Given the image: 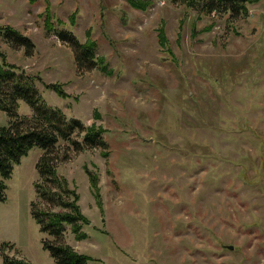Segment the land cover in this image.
<instances>
[{
	"label": "rangeland",
	"instance_id": "rangeland-1",
	"mask_svg": "<svg viewBox=\"0 0 264 264\" xmlns=\"http://www.w3.org/2000/svg\"><path fill=\"white\" fill-rule=\"evenodd\" d=\"M245 5L247 13L232 16L186 0L145 8L129 0H0V27L35 45L27 55L0 37L7 61L34 84L41 106L101 126L107 143L56 147L57 175L86 218L82 239L70 225L59 236L43 232L31 215L32 202L50 214L64 209L46 192H62L57 182L35 190L41 149L14 165L0 200V264L3 251L56 264L43 245L56 239L91 256L87 264H264V0ZM47 8L54 28L72 31L78 44L96 42L106 72L78 67L77 43L46 30ZM17 112L30 121L36 114L24 100ZM9 120L0 109V126Z\"/></svg>",
	"mask_w": 264,
	"mask_h": 264
},
{
	"label": "trees",
	"instance_id": "trees-1",
	"mask_svg": "<svg viewBox=\"0 0 264 264\" xmlns=\"http://www.w3.org/2000/svg\"><path fill=\"white\" fill-rule=\"evenodd\" d=\"M134 6L145 8L150 4L151 0H129ZM248 0H186V5L192 7L201 5L202 9L207 12L230 11L231 15H241L247 13L246 2ZM75 13L70 15L71 20L74 19ZM51 14L49 8L46 9L45 27L49 32H54L63 42H69L71 45L77 43L72 31L62 28L58 30L54 28V22L50 19ZM52 18V17H51ZM89 36V35H87ZM0 37L8 45L14 49L22 48L29 55L32 54L35 45L32 40L13 28L12 26H1ZM76 51V61L78 67L88 62L97 65L102 71H107V64L103 62V58L97 56L96 42L86 38L84 42L78 44ZM79 49V50H78ZM17 67L7 61L6 54L0 48V109L7 112L10 118L7 126H0V200L6 198L5 180L11 176L15 164L20 163L30 148L33 146L41 149V155L36 163L37 174L41 182L35 183V190L39 191L45 181L57 182L62 192L47 190L50 198L53 196L59 201L63 211L54 212L52 214L41 210H35V203H31V215L39 223L41 231L52 236H59L63 233L64 225H70L72 232L77 238L82 239L86 234L81 231L82 224L86 221L85 216L80 210L78 204L79 195L75 190L64 188L65 180H61L57 175L56 147L59 141L64 140L75 146L76 149L83 147H99L105 149L107 143L104 139V130L96 124L83 126L79 120L66 119L65 116H56L58 112L52 109L48 111L46 107L37 100V90L33 83L24 80V73L21 69L19 72L15 70ZM105 71V72H106ZM48 88L54 89L59 94H64L60 85L51 83L47 84ZM19 100H24L31 109L35 111L33 121L29 118L20 117L17 112ZM46 108V109H45ZM31 123V124H29ZM80 135L83 133L81 141L75 139L73 134ZM105 155V154H104ZM92 187H96L95 177L90 174ZM63 192L68 198H62ZM57 201V200H56ZM46 221V223H44ZM44 248H46L53 257L56 264H87L92 259L91 256L76 251L71 245L61 242L58 239L50 242L43 240ZM3 246V244H2ZM6 243L3 247H6ZM1 264H27L20 258L10 256L4 251L2 252Z\"/></svg>",
	"mask_w": 264,
	"mask_h": 264
},
{
	"label": "water",
	"instance_id": "water-1",
	"mask_svg": "<svg viewBox=\"0 0 264 264\" xmlns=\"http://www.w3.org/2000/svg\"><path fill=\"white\" fill-rule=\"evenodd\" d=\"M230 248H232V246H229Z\"/></svg>",
	"mask_w": 264,
	"mask_h": 264
}]
</instances>
